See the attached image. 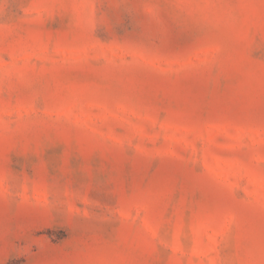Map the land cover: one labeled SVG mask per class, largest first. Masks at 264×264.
<instances>
[{
    "label": "rangeland",
    "instance_id": "1",
    "mask_svg": "<svg viewBox=\"0 0 264 264\" xmlns=\"http://www.w3.org/2000/svg\"><path fill=\"white\" fill-rule=\"evenodd\" d=\"M0 264H264V0H0Z\"/></svg>",
    "mask_w": 264,
    "mask_h": 264
}]
</instances>
